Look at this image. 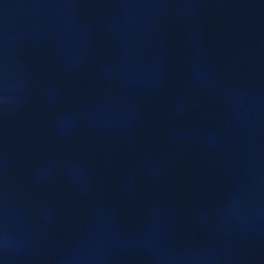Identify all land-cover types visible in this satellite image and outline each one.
<instances>
[{"label": "water", "instance_id": "1", "mask_svg": "<svg viewBox=\"0 0 264 264\" xmlns=\"http://www.w3.org/2000/svg\"><path fill=\"white\" fill-rule=\"evenodd\" d=\"M0 264H264V0H0Z\"/></svg>", "mask_w": 264, "mask_h": 264}]
</instances>
